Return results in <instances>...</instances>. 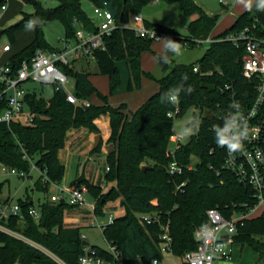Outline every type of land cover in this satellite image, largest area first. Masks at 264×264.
Instances as JSON below:
<instances>
[{"label": "trees", "instance_id": "trees-1", "mask_svg": "<svg viewBox=\"0 0 264 264\" xmlns=\"http://www.w3.org/2000/svg\"><path fill=\"white\" fill-rule=\"evenodd\" d=\"M24 1L32 4L35 12L23 13L20 21L5 32L15 42V33L33 20L35 33L33 40L20 51L10 44L11 51L5 55L4 61H9L15 68L23 60H31L38 49H54L44 33V26L54 20L63 23L66 31L64 40L68 41L75 38L79 25L89 30L96 29L95 19L84 8V0H55L57 5L51 8L35 0ZM90 1L95 6L110 9L118 22L126 24L131 15L142 12L154 0ZM162 1L179 3L186 16H199L189 23L188 35L147 22L171 34L179 43L187 42L189 46H195L197 39L209 37L217 25V16H209L195 0ZM5 3L7 0H0V9ZM245 28H249L251 34L264 36V0H255L231 27L214 38H224ZM153 42L152 39L137 36L133 28L124 27L116 29L106 38L105 50L95 51L99 72L109 77L112 92L122 81L118 66L121 61H127L129 67V91L140 89L144 76L155 79L142 69L141 62L143 53L153 52ZM153 54L164 71L163 77L157 80L160 89L136 112H128L125 104L111 106L108 97L92 82V72L88 68L80 70L75 66H65L67 74L75 80L77 98L90 101L96 95L102 104L91 101L89 105L71 103L67 100L66 90L55 85V94L49 100L28 90L26 102L27 110L33 116L31 123L23 120H15L9 125L0 122V170L7 167L30 173L35 165L47 177L44 181L41 175L35 183V190L44 194L38 206H35L31 196H27L18 203L20 213L3 221L5 226L22 237L0 231V264H81L80 257L86 241L82 238V227H67L64 223L65 212L78 205L66 200L53 202L49 193L53 184H61L65 176L66 169L59 151L65 148L69 131L84 128L99 133L95 121L104 114L109 115L111 121L108 141L111 149L106 155L104 181L115 184L105 192L102 183H94L81 176L73 185L89 188L90 198L96 200L98 216L105 215L109 202L121 199L126 213L108 224L103 233L105 239L116 245L125 258L163 257L160 223L142 224L139 213H156L164 222L169 221L173 253L184 258L189 251L197 248L195 230L210 225L208 209L218 207L229 217L234 211L247 212L249 207H243V204L253 206L256 203L250 187L240 182L234 173L222 170L219 176L216 175L215 169L221 167L223 157L218 148L211 153L212 146H217L221 138L215 127L222 125L220 117L233 107L221 87L232 83L238 98L246 106L256 95L253 83L242 75L244 50L229 41H215L209 45L199 63L192 65L176 64L175 53L167 47L165 55ZM198 64L200 71L195 72L194 67ZM173 94L178 96L181 109L176 118L192 107L200 110L196 132L178 151L181 163L190 164L194 156L198 158V163L193 170H186L178 176L170 175L167 170L171 160L168 148L175 121L168 116V112L176 107L171 100ZM101 147L102 144L96 149ZM145 165L147 169H143ZM183 182L186 185L178 189L177 186ZM33 207L40 212L38 219L30 213ZM262 236L264 214L248 218L239 225L236 243L249 245L264 255ZM93 247L100 256L115 261L107 249L98 245Z\"/></svg>", "mask_w": 264, "mask_h": 264}, {"label": "built area", "instance_id": "built-area-1", "mask_svg": "<svg viewBox=\"0 0 264 264\" xmlns=\"http://www.w3.org/2000/svg\"><path fill=\"white\" fill-rule=\"evenodd\" d=\"M7 3L3 4L0 9V21L2 13L8 8ZM94 14L96 29L89 30L79 25L75 38L66 40V45L63 48L38 49L31 60H23L17 68L9 61H4L5 55L11 51V45L0 44V122L9 125L15 120L29 123L33 121V116L27 110L26 95L28 90L24 87V84L30 81L51 83L57 88H63L67 92V100L71 103L90 104L88 100L80 101L74 90L67 89L70 76L67 74L65 66L71 67L78 62L95 60V51L106 49V38L112 35L116 29L128 27L125 26V23L118 22L112 11L106 7L95 6ZM133 20L135 22L133 29L141 38L154 41L170 38L176 41L171 34L149 25L141 13L134 14ZM215 41H229L235 47L244 50L241 60L242 75L253 83L256 91L252 103L246 106L243 100L238 98L232 83H226L221 87V91L229 96L233 107L220 117L222 125L215 127V130L221 134V138L217 146H212L211 153H214L218 148L222 153L221 157H223L221 167L216 168L215 172L218 176L222 170L234 173L240 182L250 187L256 203L253 206L248 203L243 204V207H249L247 212L234 211L229 217L225 216L218 207L208 209L207 216L210 225L201 226L195 230L197 248L189 251L184 258H180V261L167 262L163 257L148 259L142 256L127 259L122 256L116 245L108 242L107 250L113 255L115 261L112 262L100 256L93 245L89 243L84 245L83 254L80 257L81 264H214L216 261L230 260L233 255V247L236 244L239 225L252 216L264 214V36L251 34L249 28H245L224 38L216 39L209 36L197 39L195 43L203 45ZM179 46L189 45L186 42L179 43ZM194 70L195 72L200 71L199 64L194 67ZM171 100L176 104V107L168 112V116L175 119L181 110L179 98L173 94ZM225 140L237 147H230ZM187 141L186 135L177 131L174 126L168 148L171 160L167 165V170L172 176L183 175L186 170H193L196 167L194 161L196 156L193 157L190 164H183L178 160V151ZM210 167L214 169L213 165ZM8 169L10 173L21 178L31 176V172ZM34 169L38 168L33 165L32 171ZM42 175L46 181L45 172H42ZM185 185L186 182H183L177 188L181 189ZM53 186L56 191L51 194V201L66 200L70 204L88 207L95 217L94 225L103 230L119 217L117 211H113L109 214L108 222L99 221L96 214V200L90 198L89 188L86 185L66 187L53 184ZM20 211L19 204H12L11 201L4 202L0 206V231L21 238L20 234L3 224L4 220L19 214ZM30 213L35 218H39L40 212L36 207H33ZM138 217L142 224L160 223L162 229L160 233L161 252L163 256L165 254L176 256L173 253L170 222H164L156 213H139ZM82 238L85 239L86 236L82 234ZM44 251L46 252V250Z\"/></svg>", "mask_w": 264, "mask_h": 264}, {"label": "rangeland", "instance_id": "rangeland-1", "mask_svg": "<svg viewBox=\"0 0 264 264\" xmlns=\"http://www.w3.org/2000/svg\"><path fill=\"white\" fill-rule=\"evenodd\" d=\"M40 2L43 6L47 8L55 7L57 2L55 0H35ZM8 8L2 13L0 21V32L2 36L0 37V44H13L16 51L22 50L27 46L34 37L35 22L31 20L22 29L15 33V42L12 41L6 30H9L14 24L20 21L23 13L32 14L35 12L34 6L30 3H26L24 0H7ZM84 8L88 12L89 16L95 19L94 8L95 5L90 0H84ZM142 16L151 24L161 25L166 28L173 29L181 35L188 34V23L190 21L189 16H186L182 10L179 3H167L164 1H158L146 5L142 12ZM134 15H131L130 20L125 26L133 28L135 22L133 20ZM45 38L48 43L54 49L63 48L66 45L65 27L63 23L59 20H54L44 26ZM209 43H204L203 45L195 46H180L179 53L174 55L175 63L178 65H192L197 64L205 55ZM166 41L158 40L154 41L152 44V51L159 54L165 55L166 53ZM153 52H145L142 54V69L154 76L152 79L148 76H144L142 79V84L140 89L135 91L128 90V82L130 77L129 67L127 61L119 62V69L121 72V84L112 92L110 88L109 77L107 75H102L99 72L98 64L95 60L87 62H78L73 64L76 69L88 68L92 72L91 80L94 85L108 97V102L113 107H120L122 104L127 105L128 112H136L155 92L159 91L160 85L157 82L158 79L162 78L164 71L160 65L157 64ZM27 90L37 92L41 97L46 100L51 99L55 94V85L51 83H42L37 81H30L24 84ZM75 80L70 78L67 89L74 90ZM146 95V98L142 105L136 109L131 107L134 105L135 98ZM95 98V99H94ZM91 98L95 100L93 103H97L100 99L96 96ZM96 100H98L96 102ZM200 115V110L196 107L190 108L183 116L175 118L174 126L177 131L182 132L186 135V139L189 140L191 135L196 132V124L198 121V116ZM96 162L93 160L90 163H95L97 174L96 181L105 180L107 159L103 153L94 152ZM194 161L198 163V158L194 157ZM78 163L73 164L69 169H66L65 182H69L77 177L78 173L82 170L78 168ZM79 170V172H78ZM100 172V175H99ZM67 177V178H66ZM41 178L39 172L34 171L32 177L21 178L18 175L10 173L7 167H2L0 170V206L6 202L11 201L12 204H18L19 201L25 200L27 194L29 193L31 197H34L35 206H38L39 201L44 198L42 192L35 190V183ZM101 183V182H99ZM104 183V184H103ZM115 182H102V188L106 192L108 191ZM105 185V186H104ZM54 186L51 187L53 189ZM55 189V188H54ZM53 192L50 191L49 196ZM108 204L117 205L118 216H123L126 213L125 208L121 203V199L116 201H111ZM105 211V210H104ZM113 210L107 209L104 216H98V220L101 222H108L109 214ZM79 218L81 223L88 222V226H84L81 232L86 236L85 240L90 244L99 245L102 248L108 249L109 243L105 239L103 229L99 226H95V217L92 211L85 206H76L73 209L66 211L64 215V223L67 227H76L78 222L74 219ZM261 241L264 242V236H262ZM47 254L52 255L58 260L56 256L52 253L46 251ZM59 261V260H58Z\"/></svg>", "mask_w": 264, "mask_h": 264}, {"label": "crops", "instance_id": "crops-1", "mask_svg": "<svg viewBox=\"0 0 264 264\" xmlns=\"http://www.w3.org/2000/svg\"><path fill=\"white\" fill-rule=\"evenodd\" d=\"M158 1L161 2L162 0H154L152 3ZM195 1L207 12L209 16H217L218 18L217 25L213 30L212 34L210 35L211 37L214 38L215 36L223 33L229 27H231L234 24L237 17L240 16L244 11H246V9L255 0H195ZM198 17H199L198 15L190 16L189 23L193 20H196ZM94 97H96V95L92 96V98ZM145 98L146 95L143 96L142 98L136 97L134 105L131 108L132 109L138 108L140 105H142ZM90 101L95 102V100H90ZM97 101L98 100H96V102ZM95 104H102V101L100 100ZM95 122L98 128L100 129L99 133L90 132L84 128L73 129L69 131L66 146L65 148L59 151V157L62 163L64 164L65 169H69L71 166H73V164L78 163L79 165L78 168L81 169L82 171L79 172L78 170L79 173L77 177L73 180H70L68 183L65 182V176L67 174L66 173L63 182L59 184V186L72 187L74 186L73 182L79 179L81 176L86 177L87 179H89L94 183H99V182L102 183L104 181V180L96 181V178L98 176L97 174L95 175L96 166L95 163H90V161L93 160L94 162H96L95 155L93 154L94 152L103 153L107 159L106 155L111 149V145L108 142L111 136L110 116L107 114L101 115L98 119H96ZM98 136H100V140L98 141V145H96V139ZM100 144H102V147L100 150H97L96 148ZM34 171H37L39 172V175H42V172L39 169H34L31 172L30 177L33 176ZM54 188L55 186L53 187V189H51V192L56 191V188L55 189ZM27 196H30V194L28 193ZM32 200L34 201V197H32ZM117 207L118 206L116 204L115 205L107 204L105 207V211L107 209L117 211L118 210ZM256 216H252V217H256ZM74 220L78 222L77 226H80L82 228L84 226H88V222L81 223L79 218H76ZM92 245H96V244H92ZM163 259L167 262H172L175 260L180 261V257H176L170 254H165L163 256ZM214 264H264V255H261V253L255 251L249 245H242L240 243H236L233 247V255L230 260H220V261H216Z\"/></svg>", "mask_w": 264, "mask_h": 264}, {"label": "clouds", "instance_id": "clouds-1", "mask_svg": "<svg viewBox=\"0 0 264 264\" xmlns=\"http://www.w3.org/2000/svg\"><path fill=\"white\" fill-rule=\"evenodd\" d=\"M165 41H166V46H167V48L171 51V52H173V53H175V54H178L179 53V43L178 42H176V41H173L172 39H170V38H165L164 39ZM225 142L226 143H229V146L230 147H232V148H235V147H237V145H235V144H232L230 141H228V140H225Z\"/></svg>", "mask_w": 264, "mask_h": 264}, {"label": "water", "instance_id": "water-1", "mask_svg": "<svg viewBox=\"0 0 264 264\" xmlns=\"http://www.w3.org/2000/svg\"><path fill=\"white\" fill-rule=\"evenodd\" d=\"M99 140H100V136H98L96 139V145H98ZM147 168H148V166H146V165L143 167V169H147ZM88 244H89V242H87V241L84 242V245H88Z\"/></svg>", "mask_w": 264, "mask_h": 264}]
</instances>
